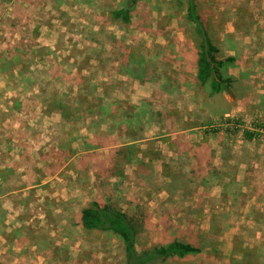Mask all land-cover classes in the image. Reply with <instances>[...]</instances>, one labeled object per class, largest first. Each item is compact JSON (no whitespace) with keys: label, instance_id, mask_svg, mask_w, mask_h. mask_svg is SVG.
I'll return each mask as SVG.
<instances>
[{"label":"rangeland","instance_id":"374dc122","mask_svg":"<svg viewBox=\"0 0 264 264\" xmlns=\"http://www.w3.org/2000/svg\"><path fill=\"white\" fill-rule=\"evenodd\" d=\"M125 1L0 0V264H125L121 239L79 225L94 201L139 250H202L165 264H264V0H198L235 59L222 95L179 0L130 24L111 14Z\"/></svg>","mask_w":264,"mask_h":264},{"label":"trees","instance_id":"16d2710c","mask_svg":"<svg viewBox=\"0 0 264 264\" xmlns=\"http://www.w3.org/2000/svg\"><path fill=\"white\" fill-rule=\"evenodd\" d=\"M142 0H126L121 9L111 14L116 20L132 22V14ZM185 6L186 19L192 27L198 46L197 79L203 85H209L211 94L222 95L233 88L234 79L226 76V69L235 62L233 57L220 60V49L210 35L207 24L199 12L198 0H179ZM34 73V75H36ZM40 74V72H38ZM24 76L20 78L23 81ZM62 122H67V113H62ZM249 138V137H247ZM205 181V179H204ZM238 198V197H237ZM235 198V203L239 202ZM232 201V202H234ZM6 211L0 202V230L5 226ZM81 228L88 232L99 231L113 234L124 243L125 264H165L169 260H183L189 256H198L202 250L192 244L174 241L166 247H152L139 250L137 247V229L132 219L113 203L94 201L91 207L83 209L79 219Z\"/></svg>","mask_w":264,"mask_h":264},{"label":"crops","instance_id":"0c3cea01","mask_svg":"<svg viewBox=\"0 0 264 264\" xmlns=\"http://www.w3.org/2000/svg\"><path fill=\"white\" fill-rule=\"evenodd\" d=\"M61 122V121H60ZM245 142H248V138H246L245 140H244ZM163 153H165L164 151H163ZM175 153V155L178 157V155H177V153H179V154H186V152H184V151H176V152H174Z\"/></svg>","mask_w":264,"mask_h":264}]
</instances>
